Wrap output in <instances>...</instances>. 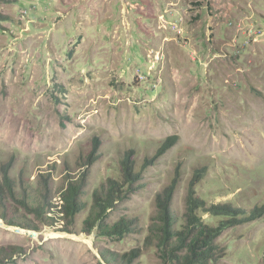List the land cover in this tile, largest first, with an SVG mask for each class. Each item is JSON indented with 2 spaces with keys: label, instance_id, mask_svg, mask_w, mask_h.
<instances>
[{
  "label": "rangeland",
  "instance_id": "obj_1",
  "mask_svg": "<svg viewBox=\"0 0 264 264\" xmlns=\"http://www.w3.org/2000/svg\"><path fill=\"white\" fill-rule=\"evenodd\" d=\"M0 14V182L8 166L17 200L0 264H188L216 232L210 264H264V215L217 231L228 217L197 204L191 225L187 203L193 188L206 208L264 204V0H0Z\"/></svg>",
  "mask_w": 264,
  "mask_h": 264
},
{
  "label": "trees",
  "instance_id": "obj_2",
  "mask_svg": "<svg viewBox=\"0 0 264 264\" xmlns=\"http://www.w3.org/2000/svg\"><path fill=\"white\" fill-rule=\"evenodd\" d=\"M0 21H7L6 16H3L0 14ZM176 136L170 137L166 140L164 145L159 150L160 153H165L167 150H169L171 147H173L176 144ZM98 140H95L94 150L92 154L90 155V158L98 159L96 158L95 149H97ZM94 160V161H96ZM124 164V172L126 179H129V184L134 183L138 180V177H140L141 172L137 171L136 164L130 160V158L123 162ZM8 167V166H7ZM3 167V181L0 182V218H5V208L4 204L6 200L12 199L16 200L15 195V184L10 178L9 174V168ZM196 177H200L199 174L195 175ZM179 184V178L176 177L173 179L172 184L165 190L163 199H161L160 206L163 209L164 213L167 214V219L170 216L169 207L171 205L175 190L177 185ZM79 188L77 186L71 185L68 190L62 195L61 200L63 201V205L61 207L60 213H66L69 216L74 214L77 210L81 209L78 200H77V194H78ZM193 188L189 190V194L187 197V203L189 204V208L192 212V214L189 216V222L191 225H195L196 217L193 215V211L196 208L197 204H201V206H198L199 208L204 209L205 212L210 213L213 216H223L228 217L229 219L226 220L222 225L221 228H218L217 231H221L223 227L231 226L236 222H242V221H252L256 220L258 218H261L264 215V204L260 207H255L253 209H238L234 208L231 204H218V205H212L209 208H206L204 206V202L198 200L194 194ZM110 203L111 201L108 200ZM25 204V200L22 202ZM109 207L112 204H107ZM47 204L43 205V208ZM48 209L51 210V205H48ZM129 224H132V222H129ZM196 225L198 223L196 222ZM126 231L128 228H126V224L119 227V231L123 230ZM216 231V230H215ZM217 233V234H216ZM216 235L208 236V242L206 244V250L205 252L201 253L196 259L190 260L188 264H210L211 262H214V253L217 250V248L214 247L215 243V237H217L219 232H216ZM208 247V248H207ZM135 254V252H134ZM194 255L196 256V252H194ZM137 257V254L134 256Z\"/></svg>",
  "mask_w": 264,
  "mask_h": 264
},
{
  "label": "bare ground",
  "instance_id": "obj_3",
  "mask_svg": "<svg viewBox=\"0 0 264 264\" xmlns=\"http://www.w3.org/2000/svg\"><path fill=\"white\" fill-rule=\"evenodd\" d=\"M74 238L78 239V240H86L85 238L83 237H77V236H74Z\"/></svg>",
  "mask_w": 264,
  "mask_h": 264
}]
</instances>
